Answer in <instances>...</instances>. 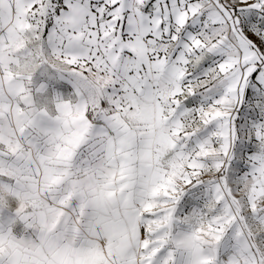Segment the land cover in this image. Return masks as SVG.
<instances>
[{
    "label": "snow or ice",
    "instance_id": "1",
    "mask_svg": "<svg viewBox=\"0 0 264 264\" xmlns=\"http://www.w3.org/2000/svg\"><path fill=\"white\" fill-rule=\"evenodd\" d=\"M0 264H264V0H0Z\"/></svg>",
    "mask_w": 264,
    "mask_h": 264
}]
</instances>
